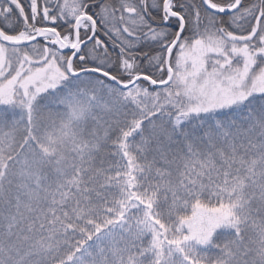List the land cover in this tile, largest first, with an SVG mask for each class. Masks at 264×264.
<instances>
[{"label": "snow or ice", "instance_id": "obj_1", "mask_svg": "<svg viewBox=\"0 0 264 264\" xmlns=\"http://www.w3.org/2000/svg\"><path fill=\"white\" fill-rule=\"evenodd\" d=\"M0 264H264V0H0Z\"/></svg>", "mask_w": 264, "mask_h": 264}]
</instances>
